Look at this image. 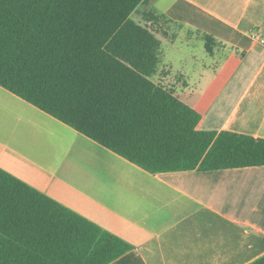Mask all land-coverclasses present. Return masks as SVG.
<instances>
[{
	"label": "crops",
	"instance_id": "1",
	"mask_svg": "<svg viewBox=\"0 0 264 264\" xmlns=\"http://www.w3.org/2000/svg\"><path fill=\"white\" fill-rule=\"evenodd\" d=\"M141 10L204 45L177 69L161 48L152 80L201 114L203 131L264 139V46L250 38H264V0H148L133 17ZM202 34L219 42L213 54ZM0 168L132 246L110 264L264 256V166L151 174L0 86Z\"/></svg>",
	"mask_w": 264,
	"mask_h": 264
},
{
	"label": "trees",
	"instance_id": "2",
	"mask_svg": "<svg viewBox=\"0 0 264 264\" xmlns=\"http://www.w3.org/2000/svg\"><path fill=\"white\" fill-rule=\"evenodd\" d=\"M147 1L0 0V86L151 174L264 166V139L203 131L152 80L162 42L132 19ZM131 249L0 168V264H110Z\"/></svg>",
	"mask_w": 264,
	"mask_h": 264
},
{
	"label": "rangeland",
	"instance_id": "3",
	"mask_svg": "<svg viewBox=\"0 0 264 264\" xmlns=\"http://www.w3.org/2000/svg\"><path fill=\"white\" fill-rule=\"evenodd\" d=\"M152 14H156L154 11H143L132 16V19L136 21L138 19L140 24L144 23L145 26L149 27L158 37L163 39L162 50L164 52L163 58L165 61H170L174 69H177L182 63L183 58L189 56V54L194 51L200 52L201 47L203 48V42L201 40L193 39V35L188 32H182L180 28L172 26L167 22L165 18H161L160 14L157 18H152ZM143 25V24H142ZM195 38V37H194ZM190 39V45L186 42ZM177 42V43H176ZM172 43H176L175 46H172Z\"/></svg>",
	"mask_w": 264,
	"mask_h": 264
},
{
	"label": "built area",
	"instance_id": "4",
	"mask_svg": "<svg viewBox=\"0 0 264 264\" xmlns=\"http://www.w3.org/2000/svg\"><path fill=\"white\" fill-rule=\"evenodd\" d=\"M250 38L257 44L264 46V38L262 37L260 32L252 31L250 34Z\"/></svg>",
	"mask_w": 264,
	"mask_h": 264
}]
</instances>
